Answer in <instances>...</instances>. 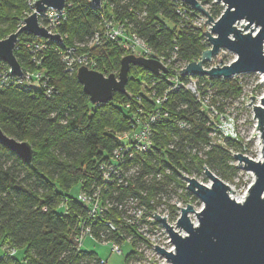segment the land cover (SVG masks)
<instances>
[{
  "label": "trees",
  "instance_id": "trees-1",
  "mask_svg": "<svg viewBox=\"0 0 264 264\" xmlns=\"http://www.w3.org/2000/svg\"><path fill=\"white\" fill-rule=\"evenodd\" d=\"M198 1L208 6L214 19L220 15L222 7L214 0ZM65 4V20L58 30L62 41L47 42L48 47L37 55L40 64L30 59L37 37L21 32L13 49L22 70L46 73L53 93L46 96L35 85L22 84L0 90V129L32 148L30 161L23 162L0 144V248L14 249L0 264H101L95 253L77 249L73 242L86 210L69 192L75 185L79 192L88 191L100 181L97 165L117 146L116 135L128 128L139 108L152 111L156 97L163 98L161 108L167 117L152 127V150L136 155L133 163L138 167L126 187L109 190L104 196L112 203L105 218L117 232L108 230L97 218L95 236L103 231L107 239L120 245L126 242L127 236L135 234L122 220L127 209L134 205L156 208L168 192L184 188L179 172L190 176L206 168L216 170L224 179L234 170L226 165L222 148L210 144L205 150L211 132L206 114L189 92L171 90L168 74L154 75L130 65L124 93L114 92L109 101L93 104L78 83L76 71L67 72L60 57L64 46L79 44L82 47L77 50L94 61V70L104 75L116 73L120 58L128 52L117 41L102 39L97 45L88 44L104 13L124 22L158 56H175L179 63L197 61L209 47L203 27L192 21L203 18L199 12L177 0H101L100 7L93 6L91 0H66ZM25 12H30L27 0H0V38L18 29ZM197 78L203 83L202 92L211 88L216 109L221 110L218 99L241 94L235 76ZM176 122L188 127L178 129ZM184 195L189 197L188 192ZM168 208L173 211L172 206ZM136 241L134 237L128 240L133 250L125 256L124 264L140 256Z\"/></svg>",
  "mask_w": 264,
  "mask_h": 264
},
{
  "label": "water",
  "instance_id": "water-1",
  "mask_svg": "<svg viewBox=\"0 0 264 264\" xmlns=\"http://www.w3.org/2000/svg\"><path fill=\"white\" fill-rule=\"evenodd\" d=\"M65 1L35 0L33 11L22 20V25L5 39H0V61L8 66L12 75L22 78V69L13 53L19 33L61 41L59 34L48 33L38 25L37 14L48 8L60 11ZM177 1L199 12L205 18L203 24L209 25V30L204 32L209 48L201 52L197 61L189 62L179 70L181 77L231 78L245 73L262 74L264 77V0H214L223 5L216 19L198 0ZM91 3L98 7L101 0H91ZM253 27L260 29L257 36L248 34ZM221 49L232 53L234 59L227 65L203 68ZM130 65L140 66L154 75L167 73L156 59L126 54L120 58L116 74L105 76L94 69L79 66L75 75L91 103H105L114 92L124 93ZM249 98L254 100L252 96ZM246 105L252 106L255 129L259 131L261 140L259 161L232 154L238 163H244L242 168L245 171L253 174L247 195L242 204L237 203L229 197L228 191L233 192L227 184L206 168L204 174L210 180L211 188L192 177L183 176L188 192L202 203L199 211H194L187 204L180 208V216L175 222V228L189 232L190 237L181 236L164 216L153 215L164 227L174 247L173 251H166L155 245L154 250L170 264H264V191H260L264 188V92L256 105L251 102ZM0 144L23 162L30 161L31 146L5 135L1 129ZM209 191L213 194L206 197ZM257 192L261 199L256 198ZM188 214H194L197 225H200L199 231H196L197 225L192 224Z\"/></svg>",
  "mask_w": 264,
  "mask_h": 264
},
{
  "label": "built area",
  "instance_id": "built-area-1",
  "mask_svg": "<svg viewBox=\"0 0 264 264\" xmlns=\"http://www.w3.org/2000/svg\"><path fill=\"white\" fill-rule=\"evenodd\" d=\"M34 1L35 0H27V6L30 11H33ZM65 6L66 4L60 11L48 8L37 14L38 25L43 27L48 33L59 34L61 41L62 38L58 30L65 20ZM38 39L39 40L33 42L30 50V52L33 53V56L30 59L31 62L35 63V65L40 64V60L37 55L42 54L48 47V40L42 38ZM102 39L117 41V43H119V45L128 52V54L142 56L145 58H153L159 61L167 69V80L171 83V90L183 89L189 92L195 101L200 105V109L205 112L208 125L211 123L210 120L217 116L216 108L212 104L213 95L211 88L207 86L205 92H202L201 87L203 86V83L199 82L197 77L189 76L186 77V80L180 79L181 76L179 70H181L187 63L177 62L175 60V56H158L143 39L138 37L134 32H131L124 22L114 21L113 18L104 15V13L100 15L98 28L93 33V36L88 44L90 46L97 45ZM61 41H59V43H61ZM76 47L80 48L82 45L77 44L74 47L64 46L63 52L60 53L61 61L65 66V70L71 73L76 71L79 66H86L89 69H93L95 64L94 61L85 53L79 52ZM36 83L39 84L40 89L44 90L46 96H50L53 93V88L48 84V77L42 70L34 68L32 70H22V78H19L9 72L7 65L3 66L0 64V90L10 85L22 84L26 87H30ZM162 101L163 98L156 97L154 100L155 108L152 111L146 113L142 110V108H139L138 114L131 116L128 128L116 135L118 144L111 151L108 159L100 161L97 165L100 181L92 184L88 191L79 192L76 201L86 211L84 218L80 221L78 226L79 229L73 236V242L76 244L77 249L81 247L82 240L86 236H89L101 243H108L110 245L111 252H121L120 244L112 239H107V236L103 231H99L96 236L94 235V227L97 222L96 219L100 218L101 224H103L108 230L117 232L112 222L105 218L109 208L112 206V203L108 198H104V196L109 190L126 187L129 182L130 175L138 167V165L133 163L136 155L146 154L152 150V127L154 124L160 122L162 118L167 117V111L161 108ZM176 127L178 129H186L188 125L185 122H176ZM210 144L211 141L208 142L205 149H208ZM166 173H168V170H166ZM157 174L159 177V173ZM179 175L184 184V188H176V197L172 201V212L168 210V207L163 203L164 197L159 199L161 202L157 205L156 209L146 210L143 206L136 207L135 205L127 209L126 214L122 217V220L125 226L134 230L135 234L127 236L125 238L126 242L134 237L137 239V244H150L152 242L155 243L156 239L158 240L162 237V235L164 236L166 234L168 239L167 244H171L164 227L153 217V215L156 214L162 218L164 216L167 223H174L178 218L181 206L185 205L182 203L184 202V193L188 192L186 189V182L184 180L186 175L183 172H179ZM192 197L194 198V196L189 193V197L187 198L190 201ZM244 198L245 197H240L239 200L243 201ZM235 200L237 201L238 199ZM189 201L185 202L190 203ZM152 202L153 200H150V203ZM60 205L65 207L64 203H60ZM165 207L167 208L165 209ZM159 208L161 209L159 210ZM178 233L181 235V233L184 232L178 230ZM172 247L171 250L168 251H173ZM154 252L157 254V259L159 257L160 258L157 260V263L155 262L153 264H170L155 250ZM13 253V248L2 247L0 248V259L6 254L12 255ZM99 261L101 264H104L103 260L99 259ZM136 263L137 261L134 260L129 261V264Z\"/></svg>",
  "mask_w": 264,
  "mask_h": 264
},
{
  "label": "rangeland",
  "instance_id": "rangeland-1",
  "mask_svg": "<svg viewBox=\"0 0 264 264\" xmlns=\"http://www.w3.org/2000/svg\"><path fill=\"white\" fill-rule=\"evenodd\" d=\"M219 5L222 7L223 10V5ZM207 7L208 6H204L206 10ZM31 12L32 11L22 14L20 23ZM192 21L195 26L203 27L204 32L209 30V25L205 26L203 24L205 21L204 17L202 19L194 18V20ZM7 36L2 37L0 39H5ZM233 59L234 55L232 53L226 51L225 49H221L219 50L216 56L211 58L210 62L206 63L207 65H203V68L208 69L216 65H227ZM235 78L237 79L238 84L241 88V94L237 98L229 96L227 98L218 99L217 105L220 106L221 110H219V108L216 109L217 116L210 120L211 123H209L211 127L209 138L212 147L214 148L215 146H219L220 148H222V153L227 157L226 165L234 167V170H230L231 172L229 171V178L222 179L221 177L215 174V172H217L216 170L208 169L214 175L219 177L224 183L227 184L228 189L233 192L230 193L228 191V195L234 200L239 199L240 197H246L247 189L253 181V174L250 171H245L242 168L244 163H238V160L232 154H240L255 161H258L256 160L258 157H260L261 159V140L259 137V131L255 129L256 121L255 119H253L254 115L252 111V106L246 104L251 102L252 104L256 105L258 103V98L264 92V82L261 80V78H264L262 74L245 73L237 75L235 76ZM35 87L37 89H40L38 83L35 84ZM249 96H252L254 100L251 101V98H249ZM229 138L232 139V141L229 140ZM232 142H234V144H232ZM185 175L189 176L187 174ZM190 177H193L203 185L209 186L211 184L210 180L205 176L204 171H201L200 173H191ZM69 194L73 198H77L79 194L78 185L73 186ZM175 194L176 192H168L164 196L163 203L167 207L172 206V201L176 197ZM183 199L184 202L182 203L185 205H182L181 208H184L186 204L192 206L194 211H199L202 208V203L195 197L194 199H190V201L186 196H183ZM185 201H189L190 203H186ZM167 207H165V209ZM160 209L161 208H159V210ZM179 216L180 210L178 218ZM188 216L192 224L196 226L197 221L194 214H188ZM175 222L168 223L172 227L174 225L175 228ZM174 230L178 231L177 229ZM155 241V243L152 242L150 244L139 242L140 244L136 245V250L140 254V256H138L136 264H153L155 262L157 263V260L160 257L157 259V254L154 252L153 248L155 245L166 251L171 250V247L173 246L172 244H167L168 239L166 234L164 236L162 235V237H160L158 240L156 239ZM81 248L84 251L95 253L99 259L105 262V264H124L125 256L133 250V247L130 243L123 242L120 245V253L111 252L110 245L108 243H101L89 236H86L82 240ZM172 248L174 249V247Z\"/></svg>",
  "mask_w": 264,
  "mask_h": 264
},
{
  "label": "snow or ice",
  "instance_id": "snow-or-ice-1",
  "mask_svg": "<svg viewBox=\"0 0 264 264\" xmlns=\"http://www.w3.org/2000/svg\"><path fill=\"white\" fill-rule=\"evenodd\" d=\"M259 33H260V29L253 27V28H251V31L248 34L251 35V36H257ZM208 187L211 188L212 185L210 184ZM260 191H264V188H261ZM212 194L213 193L211 191H209L208 193H206V197H211ZM256 198L257 199H261L260 196H259V192L256 193ZM206 203H207V200H206ZM237 203H241L242 204L243 201H237ZM202 211H204V210H202ZM199 229H200V225H197L196 231H199ZM181 235L184 236L185 238H189L190 237V233L189 232L181 233Z\"/></svg>",
  "mask_w": 264,
  "mask_h": 264
},
{
  "label": "bare ground",
  "instance_id": "bare-ground-1",
  "mask_svg": "<svg viewBox=\"0 0 264 264\" xmlns=\"http://www.w3.org/2000/svg\"><path fill=\"white\" fill-rule=\"evenodd\" d=\"M261 80L264 82V78H261ZM259 147H260V145H259ZM260 148H261V147H260ZM260 148H259V150H260ZM256 160L259 161V160H261V159H260V157H258ZM239 199H240V198H239ZM239 199H238L237 201H240Z\"/></svg>",
  "mask_w": 264,
  "mask_h": 264
}]
</instances>
